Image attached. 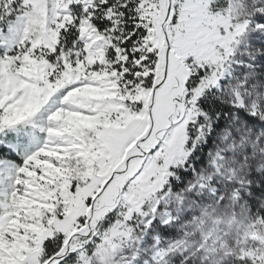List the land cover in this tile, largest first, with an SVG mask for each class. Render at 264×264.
<instances>
[{"label": "snow or ice", "instance_id": "1", "mask_svg": "<svg viewBox=\"0 0 264 264\" xmlns=\"http://www.w3.org/2000/svg\"><path fill=\"white\" fill-rule=\"evenodd\" d=\"M9 134L0 264H264V0H0Z\"/></svg>", "mask_w": 264, "mask_h": 264}, {"label": "rangeland", "instance_id": "2", "mask_svg": "<svg viewBox=\"0 0 264 264\" xmlns=\"http://www.w3.org/2000/svg\"><path fill=\"white\" fill-rule=\"evenodd\" d=\"M13 138L11 137V135L9 134V136L7 137V138H5V137H3V136H0V141H3V142H5V143H7V142H9V141H11ZM2 145H0V147H1ZM3 147V146H2ZM4 148V147H3ZM11 158H13V157H11ZM17 157H15L14 156V158L13 159H16ZM16 162L17 163H19L20 162V159H16Z\"/></svg>", "mask_w": 264, "mask_h": 264}, {"label": "trees", "instance_id": "3", "mask_svg": "<svg viewBox=\"0 0 264 264\" xmlns=\"http://www.w3.org/2000/svg\"><path fill=\"white\" fill-rule=\"evenodd\" d=\"M5 152H7V149H5V148H3L2 146L0 147V154H3V153H5ZM13 158H14V156H13ZM16 159H19V157H17ZM15 159V160H16Z\"/></svg>", "mask_w": 264, "mask_h": 264}]
</instances>
